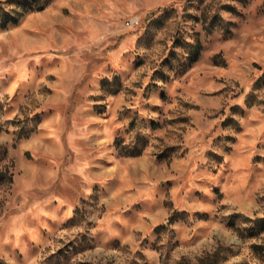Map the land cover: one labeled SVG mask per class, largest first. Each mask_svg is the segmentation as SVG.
I'll use <instances>...</instances> for the list:
<instances>
[{
  "label": "rangeland",
  "instance_id": "rangeland-1",
  "mask_svg": "<svg viewBox=\"0 0 264 264\" xmlns=\"http://www.w3.org/2000/svg\"><path fill=\"white\" fill-rule=\"evenodd\" d=\"M0 157L5 262L264 264V0H0Z\"/></svg>",
  "mask_w": 264,
  "mask_h": 264
},
{
  "label": "trees",
  "instance_id": "trees-1",
  "mask_svg": "<svg viewBox=\"0 0 264 264\" xmlns=\"http://www.w3.org/2000/svg\"><path fill=\"white\" fill-rule=\"evenodd\" d=\"M235 9V7H233ZM204 23V27L205 29L210 32L213 30L214 25H210L207 23V19L205 18L203 20ZM227 30H229V27H227ZM194 48H195V52L194 55H192L190 61L193 62L195 59L198 58L201 48H202V43L201 41L198 39L196 43H194ZM117 89L114 91L116 92ZM130 154L132 155H137L140 153V151L135 152V151H129ZM1 158V157H0ZM0 181H8V182H12L13 181V173H11L8 169L4 170V169H0ZM262 230H264V219H263V224H262ZM213 256V254H209L207 256H205V261H208V263L206 264H212L211 261L213 260V258L211 259L210 257ZM0 264H10L8 262H5L3 260L0 259ZM180 264H191V261L184 258ZM215 264H219L218 262H215Z\"/></svg>",
  "mask_w": 264,
  "mask_h": 264
}]
</instances>
